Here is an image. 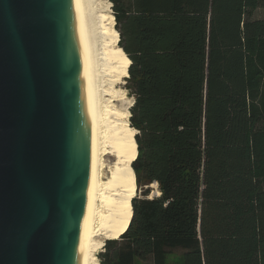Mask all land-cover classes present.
I'll return each mask as SVG.
<instances>
[{
    "label": "trees",
    "instance_id": "16d2710c",
    "mask_svg": "<svg viewBox=\"0 0 264 264\" xmlns=\"http://www.w3.org/2000/svg\"><path fill=\"white\" fill-rule=\"evenodd\" d=\"M111 3L143 197L100 264H264V0Z\"/></svg>",
    "mask_w": 264,
    "mask_h": 264
},
{
    "label": "water",
    "instance_id": "95a60500",
    "mask_svg": "<svg viewBox=\"0 0 264 264\" xmlns=\"http://www.w3.org/2000/svg\"><path fill=\"white\" fill-rule=\"evenodd\" d=\"M90 144L77 1L0 0V264H84Z\"/></svg>",
    "mask_w": 264,
    "mask_h": 264
},
{
    "label": "bare ground",
    "instance_id": "6f19581e",
    "mask_svg": "<svg viewBox=\"0 0 264 264\" xmlns=\"http://www.w3.org/2000/svg\"><path fill=\"white\" fill-rule=\"evenodd\" d=\"M76 1L86 51L91 123L84 264H96L94 252L99 239L116 240L131 214L135 186L130 162L135 143L128 118L132 103L128 102L126 109L115 105L126 103L125 93L117 84L126 77L128 60L117 45L114 16L100 11L95 0Z\"/></svg>",
    "mask_w": 264,
    "mask_h": 264
},
{
    "label": "rangeland",
    "instance_id": "374dc122",
    "mask_svg": "<svg viewBox=\"0 0 264 264\" xmlns=\"http://www.w3.org/2000/svg\"><path fill=\"white\" fill-rule=\"evenodd\" d=\"M95 5L103 13H107V14L113 15V9H112L111 0H95ZM250 17L252 19H256V20H264V9L257 8L256 10L251 11ZM114 29L116 31L115 24H114ZM117 45H118V40H117ZM126 80H127V77L123 78L121 80V82H119L117 84L119 89L123 90L124 93H125L126 103L115 102V105H117L118 107H122L123 109L127 108V103L128 102L132 103V105H133V101H134L133 97L131 96V94L129 93V91L126 88V83H127ZM130 108H129V111H130ZM128 125H129V118H128ZM150 188H151V193H150L149 197L151 198V197L158 196L157 186H154L152 184ZM141 193H142V190H139V189L135 190L133 198H135V197L142 198L143 196H142ZM105 242H106V240L99 239V244L97 245V248H96V250L94 252V257L96 259V264H100V260H99L98 256H99L100 253H102L104 251V248H102V249H100V248H101V246H104L103 244H105ZM178 259H179V252L176 251L173 255H171L170 261L171 262H177ZM151 263H152V261L148 260V262L146 264H151Z\"/></svg>",
    "mask_w": 264,
    "mask_h": 264
}]
</instances>
